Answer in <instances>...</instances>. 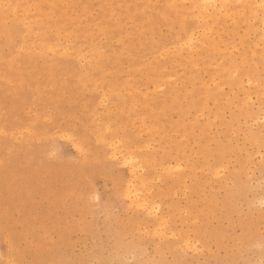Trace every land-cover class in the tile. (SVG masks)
Returning a JSON list of instances; mask_svg holds the SVG:
<instances>
[{
  "label": "rangeland",
  "instance_id": "rangeland-1",
  "mask_svg": "<svg viewBox=\"0 0 264 264\" xmlns=\"http://www.w3.org/2000/svg\"><path fill=\"white\" fill-rule=\"evenodd\" d=\"M225 1L0 0V264H264V0Z\"/></svg>",
  "mask_w": 264,
  "mask_h": 264
},
{
  "label": "bare ground",
  "instance_id": "bare-ground-1",
  "mask_svg": "<svg viewBox=\"0 0 264 264\" xmlns=\"http://www.w3.org/2000/svg\"><path fill=\"white\" fill-rule=\"evenodd\" d=\"M201 1H203L204 3L207 4V3L211 2V1H214V0H201ZM226 1H227V0H226ZM226 1H225V2H226ZM237 1H238V0H237ZM239 1H241V0H239ZM257 1H258V0H257ZM233 2H234V0H233ZM241 2H242V1H241ZM248 2H249V1H248ZM200 3H202V2H200ZM204 3H203V5H204ZM211 3H212V2H211ZM259 3H260V2H259ZM198 4H199V3H198ZM198 4H197V6H198ZM213 4H215V2H213ZM261 4L264 5L262 2H261ZM207 5L210 6V3L207 4ZM255 5H260V4H255ZM195 6H196V5H195ZM211 6H212V5H211ZM202 7H203V6H202ZM213 7H214V6H213ZM222 7H223V6H222ZM254 7H255V6H254ZM260 7H261V6H260ZM199 8H201V7H199ZM205 8H206V7L204 6L203 9H205ZM256 8H257V7H256ZM256 8H255V9H256ZM258 8H259V7H258ZM211 9H212V8H211ZM200 10H201V9H200ZM263 10H264V9H263ZM263 10H262V11H263ZM13 11H14V10H13ZM254 11H255V10H254ZM254 11H253V12H254ZM203 12H204V11H203ZM205 12H207L206 14H208L207 8H206V11H205ZM214 13H215V12H214ZM229 13H230V12H229ZM218 14H219V13H218ZM227 14H228V13H227ZM224 15H225V14H224ZM262 17H263V16H262ZM188 18H189V17H188ZM206 18H207V17H206ZM263 18H264V17H263ZM263 18H262V19H263ZM200 19H201V18H200ZM200 22H201V21H200ZM200 24H201V23H200ZM261 25H262V24H261ZM203 29H204V28H203ZM209 29H210V28H209ZM204 30H205V29H204ZM207 30H208V29H207ZM210 31H211V30H209L208 32H210ZM190 35H191V34H190ZM190 39H191V38H189V40H190ZM192 39H193V38H192ZM192 39H191V40H192ZM191 40H190V41H187V40H186V41H187L188 43H190ZM183 42H184V41H183ZM191 43H192V42H191ZM183 44H185V43H183ZM53 46H54V45H53ZM51 48H52V47H51ZM66 48H67V47H66ZM52 50H53V49H52ZM63 52H64V50H63ZM81 57H82V56H81ZM223 70H226V69L224 68ZM236 73H237V72H236ZM229 76H230V75H229ZM230 78H233V76H231ZM156 86H157V88H158V85H156ZM1 110H2V109H1ZM33 123H34V122H33ZM0 129H1V128H0ZM29 131H30V130H29ZM15 139H16V138H15ZM126 161L129 162L128 160H125V162H126ZM131 173H132V172H131ZM128 188H129V191L131 192V190H130L131 187H128ZM126 189H127V187H126ZM127 191H128V190H127ZM129 191H128V194H129ZM134 193H135V191H134ZM128 194L126 193V196H128ZM135 194H136V193H135ZM25 195H26V193H25ZM130 195H132V193H131ZM128 197H129V196H128ZM142 204H143V203H142Z\"/></svg>",
  "mask_w": 264,
  "mask_h": 264
}]
</instances>
